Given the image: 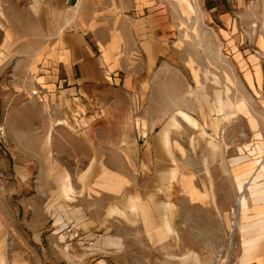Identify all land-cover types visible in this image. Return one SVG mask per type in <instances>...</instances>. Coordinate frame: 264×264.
Masks as SVG:
<instances>
[{
	"label": "crops",
	"instance_id": "obj_1",
	"mask_svg": "<svg viewBox=\"0 0 264 264\" xmlns=\"http://www.w3.org/2000/svg\"><path fill=\"white\" fill-rule=\"evenodd\" d=\"M12 2L20 22L30 26L33 53L28 56L49 102L65 86L106 105H126L118 100L130 99L134 123L162 129L150 143L154 137L158 143L167 138V158L175 162L178 153L184 160L183 167L172 162L169 171L179 190L177 203H171L173 238H181V216H176L181 198L187 207L212 212L221 225L220 237L226 239L212 241L209 251L224 252L236 205V242L228 264H264V1ZM18 38L17 32L5 30L2 51H12ZM219 61L224 66L217 68ZM235 70L243 88L235 87ZM220 76L225 77L221 87L216 80ZM252 106L259 107V115ZM193 140L201 145L188 150L186 144ZM241 190L245 198L240 203ZM5 218L0 214V264L21 256L19 242L11 250L6 246ZM198 228L194 230L200 233ZM188 230L191 239V225Z\"/></svg>",
	"mask_w": 264,
	"mask_h": 264
},
{
	"label": "rangeland",
	"instance_id": "obj_2",
	"mask_svg": "<svg viewBox=\"0 0 264 264\" xmlns=\"http://www.w3.org/2000/svg\"><path fill=\"white\" fill-rule=\"evenodd\" d=\"M17 10L12 0H0V35L12 30L19 37L12 51L3 52L0 45V214L7 215L6 246L21 245V256L8 264H194V254L199 264L228 263L236 242L237 206L224 252L209 251L212 241L226 239L220 237L219 221L210 210L187 207L181 195L180 213L175 210L181 216V238H173L171 203H177L179 191L169 177L173 161L167 158L165 139L149 141L162 129L134 123L130 99L118 100L126 105H106L65 86L49 102L28 56L33 53L30 26L20 22ZM234 72L238 89L242 76ZM216 80L220 87L225 84V77ZM249 109L260 113L259 107ZM49 135L50 152L44 149ZM191 142L188 150L201 145ZM176 155L173 163L183 167L184 160ZM61 172L69 174L74 192L62 193L56 180ZM132 202L136 213L130 211ZM106 236L120 238L122 245L104 243Z\"/></svg>",
	"mask_w": 264,
	"mask_h": 264
},
{
	"label": "bare ground",
	"instance_id": "obj_3",
	"mask_svg": "<svg viewBox=\"0 0 264 264\" xmlns=\"http://www.w3.org/2000/svg\"><path fill=\"white\" fill-rule=\"evenodd\" d=\"M180 114L185 119H187L189 122H191L192 124L197 125V121L195 119H193L191 116H188L184 112H180ZM165 140H167V138H165ZM51 142H52V138H51V135H49L47 137V140H46L45 145H44V149L47 150L48 152H50ZM56 180L60 184V189H61L62 193H64V194H70V192H74V186H73L72 183H70V177H69V174L67 172H61V173H59ZM240 186L242 188V184H240ZM256 187H258V184L256 185ZM243 198H245V196L243 194V190H241V195L238 197V200H239L240 203L243 200ZM130 209H131L130 210L131 212L136 213V211H137V204L135 202H132ZM237 212L238 211L235 210V216H237ZM165 222H168L166 216H165ZM104 243L110 244V245H116V246L117 245L118 246L122 245L120 238H118V237L117 238H114V237H111V236H106L104 238ZM191 258H192L191 261H193L194 264H199L198 256H196L194 254V255H192ZM104 263H105V261L101 262V264H104ZM15 264H17V263H15ZM226 264H228V263L226 262Z\"/></svg>",
	"mask_w": 264,
	"mask_h": 264
},
{
	"label": "built area",
	"instance_id": "obj_4",
	"mask_svg": "<svg viewBox=\"0 0 264 264\" xmlns=\"http://www.w3.org/2000/svg\"><path fill=\"white\" fill-rule=\"evenodd\" d=\"M229 3H233V2H237L239 0H227ZM245 1H249L250 3H260L263 2L264 0H245Z\"/></svg>",
	"mask_w": 264,
	"mask_h": 264
}]
</instances>
